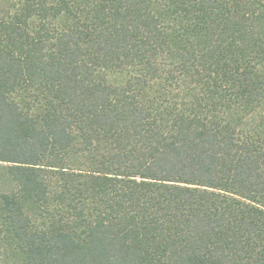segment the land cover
I'll return each instance as SVG.
<instances>
[{
	"label": "trees",
	"instance_id": "1",
	"mask_svg": "<svg viewBox=\"0 0 264 264\" xmlns=\"http://www.w3.org/2000/svg\"><path fill=\"white\" fill-rule=\"evenodd\" d=\"M0 264H264V0H0Z\"/></svg>",
	"mask_w": 264,
	"mask_h": 264
}]
</instances>
